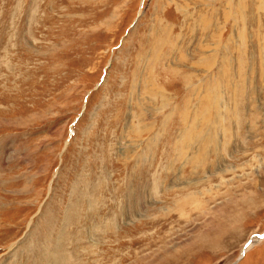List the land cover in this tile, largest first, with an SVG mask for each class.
<instances>
[{
  "label": "rangeland",
  "instance_id": "rangeland-1",
  "mask_svg": "<svg viewBox=\"0 0 264 264\" xmlns=\"http://www.w3.org/2000/svg\"><path fill=\"white\" fill-rule=\"evenodd\" d=\"M263 233L264 0H0V264H264Z\"/></svg>",
  "mask_w": 264,
  "mask_h": 264
},
{
  "label": "water",
  "instance_id": "water-1",
  "mask_svg": "<svg viewBox=\"0 0 264 264\" xmlns=\"http://www.w3.org/2000/svg\"><path fill=\"white\" fill-rule=\"evenodd\" d=\"M78 116H79V114H77V116L74 118L73 122H76L77 121ZM255 236L258 237V238H261L263 236V234H261V235L260 234H255Z\"/></svg>",
  "mask_w": 264,
  "mask_h": 264
},
{
  "label": "bare ground",
  "instance_id": "bare-ground-1",
  "mask_svg": "<svg viewBox=\"0 0 264 264\" xmlns=\"http://www.w3.org/2000/svg\"><path fill=\"white\" fill-rule=\"evenodd\" d=\"M261 239H263V238H261ZM254 243H255V241H254V242H250V241H249V245H251V246H252Z\"/></svg>",
  "mask_w": 264,
  "mask_h": 264
}]
</instances>
